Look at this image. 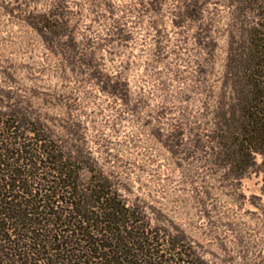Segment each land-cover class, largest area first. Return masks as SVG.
Listing matches in <instances>:
<instances>
[{
    "label": "rangeland",
    "instance_id": "1",
    "mask_svg": "<svg viewBox=\"0 0 264 264\" xmlns=\"http://www.w3.org/2000/svg\"><path fill=\"white\" fill-rule=\"evenodd\" d=\"M60 1L64 34H40L29 20L54 0H0V102L29 103L60 139L81 136L129 199L210 264H264V169L228 179L192 146L212 129L230 39L256 11L234 27L228 0Z\"/></svg>",
    "mask_w": 264,
    "mask_h": 264
},
{
    "label": "trees",
    "instance_id": "2",
    "mask_svg": "<svg viewBox=\"0 0 264 264\" xmlns=\"http://www.w3.org/2000/svg\"><path fill=\"white\" fill-rule=\"evenodd\" d=\"M54 1L29 20L40 34H64ZM228 3L234 27L251 11L256 20L231 37L212 129L192 146L204 166L241 182L264 169V0ZM80 141L58 138L29 103L0 102V264H210L183 230L129 199Z\"/></svg>",
    "mask_w": 264,
    "mask_h": 264
}]
</instances>
